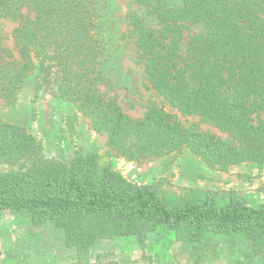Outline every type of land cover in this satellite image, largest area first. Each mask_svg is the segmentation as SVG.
Masks as SVG:
<instances>
[{
	"label": "trees",
	"instance_id": "16d2710c",
	"mask_svg": "<svg viewBox=\"0 0 264 264\" xmlns=\"http://www.w3.org/2000/svg\"><path fill=\"white\" fill-rule=\"evenodd\" d=\"M93 0H0V19L17 21V53L2 46L0 104L11 105L38 68L46 86L72 103L109 149L128 161L187 149L206 166L227 171L264 166V0H131L126 15L137 62L163 102L225 135L184 126L153 105L141 119L125 115L100 90L102 47ZM26 10V13L23 11ZM73 143L68 136H62ZM71 140V141H70ZM0 210L52 223L64 264H120L91 258L92 249L134 238L141 264H154L147 243L167 231L189 246L192 264H264V202L250 206L237 192L210 189L165 193L137 185L75 149L66 161L45 156L25 128L0 118ZM106 257V256H104ZM103 258V256H102Z\"/></svg>",
	"mask_w": 264,
	"mask_h": 264
},
{
	"label": "rangeland",
	"instance_id": "374dc122",
	"mask_svg": "<svg viewBox=\"0 0 264 264\" xmlns=\"http://www.w3.org/2000/svg\"><path fill=\"white\" fill-rule=\"evenodd\" d=\"M93 1L92 10L97 16L96 35L102 47L98 66L102 81L100 90L105 97L114 100L132 119H141L156 105L184 126L199 124L202 131L225 137L215 128L200 124L197 117L182 116L150 89L143 68L137 62L134 40L128 36L126 15L131 0ZM17 24L14 20L0 19L2 46L11 49L15 57L12 33ZM0 118L25 128L41 143L45 156L50 158L66 161L75 149H79L97 154L101 165L110 162L122 177L137 185L155 184L165 193L181 188L210 189L221 199L230 192H237L253 207L264 202L262 165L246 164L221 171L206 166L185 148L170 156L135 162L115 155L107 146L106 136L94 132L89 120L74 104L60 100L54 86L44 85L38 68L18 91L11 105L0 104ZM62 136L70 137L73 143L65 141ZM4 169L7 168L0 165V170ZM70 252L63 247L62 232L52 223L34 226L25 212L0 210V264H59L60 260H67ZM147 253L154 264H192L189 246L177 242L165 230L150 236ZM97 255L101 256L102 262L142 263L140 248L132 237L95 246L91 258ZM244 264H260V261L245 260Z\"/></svg>",
	"mask_w": 264,
	"mask_h": 264
},
{
	"label": "crops",
	"instance_id": "0c3cea01",
	"mask_svg": "<svg viewBox=\"0 0 264 264\" xmlns=\"http://www.w3.org/2000/svg\"><path fill=\"white\" fill-rule=\"evenodd\" d=\"M73 259H74V253L73 252H70V256H68L67 260H60V263L59 264H64L66 262H70Z\"/></svg>",
	"mask_w": 264,
	"mask_h": 264
}]
</instances>
